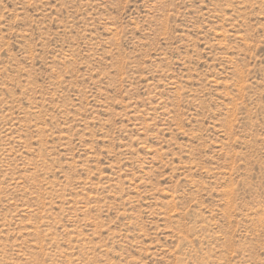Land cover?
<instances>
[{"label": "rangeland", "instance_id": "1", "mask_svg": "<svg viewBox=\"0 0 264 264\" xmlns=\"http://www.w3.org/2000/svg\"><path fill=\"white\" fill-rule=\"evenodd\" d=\"M0 264H264V0H0Z\"/></svg>", "mask_w": 264, "mask_h": 264}]
</instances>
